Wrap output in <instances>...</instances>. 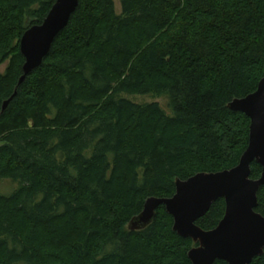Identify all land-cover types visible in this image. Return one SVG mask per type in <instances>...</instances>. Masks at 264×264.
I'll return each mask as SVG.
<instances>
[{"label":"trees","instance_id":"obj_1","mask_svg":"<svg viewBox=\"0 0 264 264\" xmlns=\"http://www.w3.org/2000/svg\"><path fill=\"white\" fill-rule=\"evenodd\" d=\"M55 1L0 0V179L16 185L0 193V264H191L163 205L127 224L177 179L238 164L250 121L227 104L264 77V0H79L18 85L20 38ZM257 202L264 216V186ZM224 210L220 198L196 225Z\"/></svg>","mask_w":264,"mask_h":264},{"label":"water","instance_id":"obj_2","mask_svg":"<svg viewBox=\"0 0 264 264\" xmlns=\"http://www.w3.org/2000/svg\"><path fill=\"white\" fill-rule=\"evenodd\" d=\"M78 1L56 0L41 24L25 30L19 42L24 63L18 85L41 65L54 39L68 24ZM15 94L16 90L2 109ZM227 107L242 112L250 121L248 145L238 164L220 172H201L186 180L177 179L172 197L147 198L142 211L127 224L130 231L144 229L153 221L157 208L163 205L173 218V230L195 244L188 252L191 264H213L216 260L250 264L264 253V216L256 211L257 192L264 186V77L254 92L233 99ZM253 162L261 166V175L255 180L250 178ZM220 198L225 202L222 219L213 229H201L196 221Z\"/></svg>","mask_w":264,"mask_h":264},{"label":"rangeland","instance_id":"obj_3","mask_svg":"<svg viewBox=\"0 0 264 264\" xmlns=\"http://www.w3.org/2000/svg\"><path fill=\"white\" fill-rule=\"evenodd\" d=\"M115 3V7L117 12L119 11V0H113ZM5 66L1 67V71L4 70ZM128 99L138 102V103H144V102H158L163 108H166V99L162 97H156L152 95H124ZM16 185L13 181L9 179H0V193L3 195H10L11 192L15 189Z\"/></svg>","mask_w":264,"mask_h":264}]
</instances>
